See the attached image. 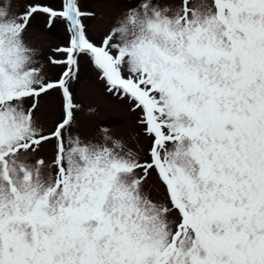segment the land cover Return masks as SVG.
Returning a JSON list of instances; mask_svg holds the SVG:
<instances>
[{
    "label": "snow or ice",
    "instance_id": "1",
    "mask_svg": "<svg viewBox=\"0 0 264 264\" xmlns=\"http://www.w3.org/2000/svg\"><path fill=\"white\" fill-rule=\"evenodd\" d=\"M0 264H264V0H0Z\"/></svg>",
    "mask_w": 264,
    "mask_h": 264
},
{
    "label": "rangeland",
    "instance_id": "2",
    "mask_svg": "<svg viewBox=\"0 0 264 264\" xmlns=\"http://www.w3.org/2000/svg\"><path fill=\"white\" fill-rule=\"evenodd\" d=\"M89 5H94L96 0H86ZM37 24L42 26L43 21H38ZM62 39V34L59 30L52 32L49 35L48 42L50 44L58 43ZM82 78L86 81H94V73L90 67L84 66L82 68ZM82 101L86 104L93 103L99 104L101 108L100 115L92 117L88 115H82L80 118V130L85 134H90L91 129L101 121L107 126L113 129V131L120 136H127L129 128L132 125V117L127 112L125 106L119 103H104L100 99V93L98 87L94 88L90 93L81 97ZM113 121H123V123H113Z\"/></svg>",
    "mask_w": 264,
    "mask_h": 264
}]
</instances>
